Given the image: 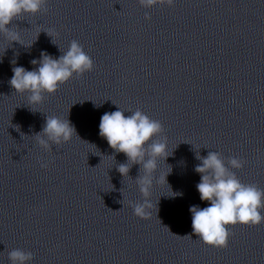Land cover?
<instances>
[{"label": "clouds", "instance_id": "clouds-1", "mask_svg": "<svg viewBox=\"0 0 264 264\" xmlns=\"http://www.w3.org/2000/svg\"><path fill=\"white\" fill-rule=\"evenodd\" d=\"M138 4L145 9L156 6L173 7L175 0H138ZM47 5L48 0H0V37L10 44L18 42L25 47H31L34 42L31 45H24L21 42L19 32L12 27L13 21L25 15L46 13ZM145 19H151L147 12ZM50 31L44 32L51 37ZM52 42L55 43L53 40ZM59 50L62 53L59 58L41 52L39 59L30 61L32 65H38L31 71L22 66L12 68L13 75L9 84L15 93L27 94L29 105L42 103L46 94L53 95L70 79H79L84 73L94 70L93 59L78 40L73 39L67 50L60 47ZM12 63L15 65L16 61L13 60ZM117 108L118 110L106 112L101 116L99 135L114 150V154L108 156L114 160L117 153L126 156V161L116 166V170L123 178L129 177L133 165L140 166L139 174L134 181L142 200L129 201V206L132 207L134 215L149 218L151 214L149 210L153 208L150 195L154 183H160L162 180L167 183L166 177L172 171L171 168L164 177L156 175L159 160L162 158L165 161L170 156L167 136L164 134L163 124L141 109L137 108L135 111L128 109L131 114L125 115V110L119 105ZM73 135L78 137L75 127L68 119L46 115L42 130L34 135V139L42 150L50 152L53 145L58 147L68 143ZM195 158L200 163L195 166L194 171L201 177L196 188L201 201L209 202L210 206L190 207L192 232L208 246L227 248L229 238L234 235L230 226L239 224L254 227L264 224V189L255 183L242 182L233 171L245 166L246 161L242 158L225 157L218 151H209L207 156H201L197 152ZM38 162L41 168H48L51 163L43 159ZM176 195L182 193H174L173 196ZM185 236L192 238V235ZM7 255L10 264H30L34 258L31 251L20 248L12 249Z\"/></svg>", "mask_w": 264, "mask_h": 264}]
</instances>
